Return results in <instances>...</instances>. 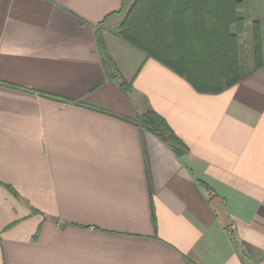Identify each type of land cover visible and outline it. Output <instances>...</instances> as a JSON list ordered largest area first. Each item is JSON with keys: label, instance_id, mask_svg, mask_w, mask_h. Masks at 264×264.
I'll return each mask as SVG.
<instances>
[{"label": "crops", "instance_id": "obj_1", "mask_svg": "<svg viewBox=\"0 0 264 264\" xmlns=\"http://www.w3.org/2000/svg\"><path fill=\"white\" fill-rule=\"evenodd\" d=\"M123 3L0 0V264H264V65L199 94L114 35Z\"/></svg>", "mask_w": 264, "mask_h": 264}, {"label": "trees", "instance_id": "obj_2", "mask_svg": "<svg viewBox=\"0 0 264 264\" xmlns=\"http://www.w3.org/2000/svg\"><path fill=\"white\" fill-rule=\"evenodd\" d=\"M125 8L126 0L119 13ZM242 8L239 0H136L114 33L148 59L180 76L199 94L215 96L251 73L240 64L239 41L245 34V22L239 16ZM97 37L105 53L99 31ZM254 43L253 71L264 65L262 30L258 23H254ZM107 64L109 71L111 63ZM120 90L129 96L132 85L122 83ZM134 123L168 144L177 156L188 152L185 143L155 111H146ZM152 222L155 226L154 212Z\"/></svg>", "mask_w": 264, "mask_h": 264}, {"label": "rangeland", "instance_id": "obj_3", "mask_svg": "<svg viewBox=\"0 0 264 264\" xmlns=\"http://www.w3.org/2000/svg\"><path fill=\"white\" fill-rule=\"evenodd\" d=\"M239 1H241L243 4V8L242 11L239 12V16L243 18L245 22V34L240 38L239 41L240 64L244 71L250 72V70L255 67L254 23H258L261 26L264 47V0ZM128 5L129 6H126L124 10L126 11V14L131 6V2H129ZM117 28H115V30Z\"/></svg>", "mask_w": 264, "mask_h": 264}]
</instances>
